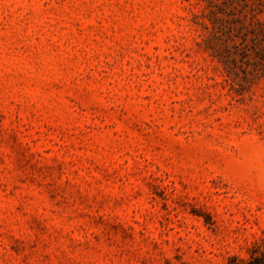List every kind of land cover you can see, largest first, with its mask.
Wrapping results in <instances>:
<instances>
[{
	"label": "rangeland",
	"instance_id": "rangeland-1",
	"mask_svg": "<svg viewBox=\"0 0 264 264\" xmlns=\"http://www.w3.org/2000/svg\"><path fill=\"white\" fill-rule=\"evenodd\" d=\"M263 251L264 0H0V264Z\"/></svg>",
	"mask_w": 264,
	"mask_h": 264
},
{
	"label": "trees",
	"instance_id": "trees-1",
	"mask_svg": "<svg viewBox=\"0 0 264 264\" xmlns=\"http://www.w3.org/2000/svg\"><path fill=\"white\" fill-rule=\"evenodd\" d=\"M230 264H264V251L259 254H253L246 260L233 258Z\"/></svg>",
	"mask_w": 264,
	"mask_h": 264
}]
</instances>
